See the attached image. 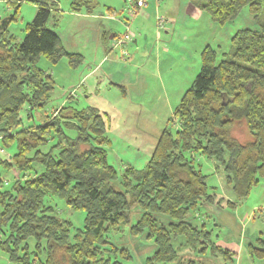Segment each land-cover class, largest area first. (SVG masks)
Segmentation results:
<instances>
[{"label":"trees","instance_id":"trees-1","mask_svg":"<svg viewBox=\"0 0 264 264\" xmlns=\"http://www.w3.org/2000/svg\"><path fill=\"white\" fill-rule=\"evenodd\" d=\"M27 1L39 8L22 44L7 30L9 22H0V143L16 144L10 161L0 164L22 174L35 163L43 170L16 180L11 190H0V251L9 263L108 264L106 234L127 225L136 209L140 219L132 232H146L157 245L147 264H195L179 255L185 248L231 256L212 242L209 231L188 221L202 203L216 198L196 157L215 160L237 200L264 177V28L239 31L219 63L215 50L204 49L201 71L175 113L178 128L163 130L143 169L127 166L118 189L99 110L63 107L39 125L22 126L24 107L31 117L45 107L54 89L52 77L37 66L39 56L53 63L65 56L73 64L80 62L46 29L52 0ZM77 1L71 3L75 11L86 7L90 13L95 7L93 0ZM245 5L259 18L264 0H202L197 6L224 24ZM237 126L250 139L236 138ZM70 130L74 138L67 135ZM48 196L85 212L83 227L74 230L70 220L59 217L57 207L45 202Z\"/></svg>","mask_w":264,"mask_h":264},{"label":"rangeland","instance_id":"rangeland-1","mask_svg":"<svg viewBox=\"0 0 264 264\" xmlns=\"http://www.w3.org/2000/svg\"><path fill=\"white\" fill-rule=\"evenodd\" d=\"M199 1L148 0V5L138 10L135 0H93L95 7L90 13L86 7L73 10L72 0L48 2L51 13L46 29L80 62L73 64L65 56L53 63L39 56L37 66L52 77L54 89L45 107L32 111L31 117L24 107L22 126L39 125L63 107L99 110L111 142L108 163L118 173L114 185L119 189L127 166L143 169L163 130L167 126L173 131L178 128L175 113L201 71L204 49L215 50L219 63L239 31L264 28V7L256 18L245 5L235 18L221 24L197 6ZM38 8L27 0H0V22H9L7 30L18 45ZM66 133L70 138L76 135L71 130ZM233 134L243 142L250 139L241 126ZM15 151L16 144L5 147L0 143V160L10 161ZM196 164L208 175L209 193L216 198L213 203H202L188 221L209 231L212 242L230 251L231 256L211 249L194 254L188 248L179 255L195 264H264V177H259L245 199L237 200L215 160L198 155ZM42 170L35 163L33 170L22 174L0 164V190H11L16 180L30 179ZM45 202L55 205L58 216L70 220L74 230L83 227L85 212L70 209L56 196L46 197ZM139 219L136 209L127 225L106 234L108 246L103 255L108 264H147L156 252L157 245L146 232H132ZM8 263L0 251V264Z\"/></svg>","mask_w":264,"mask_h":264},{"label":"built area","instance_id":"built-area-1","mask_svg":"<svg viewBox=\"0 0 264 264\" xmlns=\"http://www.w3.org/2000/svg\"><path fill=\"white\" fill-rule=\"evenodd\" d=\"M147 1H148V0H135V5H136V7L139 9V8H141V7H144V6L147 4ZM157 1H160V0H157ZM160 23H161V21H160ZM128 38H129V36L127 35V36L125 37V39H128ZM122 40H123V39H120L117 43H118V44L122 43ZM2 152H3V150H2Z\"/></svg>","mask_w":264,"mask_h":264},{"label":"crops","instance_id":"crops-1","mask_svg":"<svg viewBox=\"0 0 264 264\" xmlns=\"http://www.w3.org/2000/svg\"><path fill=\"white\" fill-rule=\"evenodd\" d=\"M157 1V0H156ZM148 5V1H147V4L145 5V6H147ZM139 10V9H138ZM114 34L113 35H111V38H114Z\"/></svg>","mask_w":264,"mask_h":264}]
</instances>
